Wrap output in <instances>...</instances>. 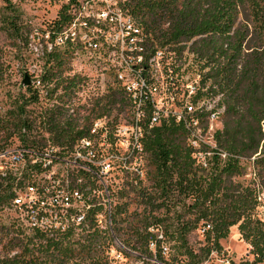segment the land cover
<instances>
[{
    "label": "trees",
    "instance_id": "trees-1",
    "mask_svg": "<svg viewBox=\"0 0 264 264\" xmlns=\"http://www.w3.org/2000/svg\"><path fill=\"white\" fill-rule=\"evenodd\" d=\"M119 6L147 36L152 49L166 47L179 58L184 52L190 55L200 75L203 93L199 97L217 98L221 127L213 135L215 147L207 166L195 163L183 125L172 121L152 128L144 125L141 143L151 165L150 191L139 186L136 201L115 203L105 228L99 227L96 218L102 207L91 201L78 225L66 223L64 216L60 218L66 224L63 229L18 232L20 237H10L16 252L0 259V264H111L108 252L115 239L126 248L117 249L121 254L134 252L163 263L158 233L179 242L170 264H202L211 252L221 250L219 241L234 226L253 257L252 262L240 264L264 263V0H119ZM66 10L67 5L61 7L52 28L58 30L67 21ZM64 48L75 55L76 45ZM55 49L47 55V63L54 61L55 67H61L64 58ZM107 72L108 65H101L100 73ZM55 75L49 66L41 82L48 84ZM25 91L31 95L30 102H37V89L28 85ZM104 98L101 106L96 103L95 118L116 103L129 107L118 87ZM69 109L43 112L38 125L48 137L39 139L41 147L49 143L67 154L76 140L86 136L87 120L67 117ZM5 114L8 117L0 116V151L15 133L30 136L34 131L33 121L25 116V104L17 103ZM198 126L205 131V123ZM20 139L24 147L36 146L35 140L27 144L28 140ZM75 177L84 173L78 172L73 183ZM21 183L9 171L0 176V204L10 202ZM77 187L83 189L85 184ZM135 187L131 184L129 190ZM130 202L142 206L141 213H127ZM198 229L205 244L196 252L187 238ZM150 242L156 243L154 255Z\"/></svg>",
    "mask_w": 264,
    "mask_h": 264
},
{
    "label": "built area",
    "instance_id": "built-area-1",
    "mask_svg": "<svg viewBox=\"0 0 264 264\" xmlns=\"http://www.w3.org/2000/svg\"><path fill=\"white\" fill-rule=\"evenodd\" d=\"M66 15L67 21L60 29L37 31L29 47L36 57H42L50 54L56 44H64V47L75 44V55H83L85 61L96 65L99 72L101 65H108V75L109 70L121 71L120 86L116 87L121 89V84H128L129 97L126 99L132 117L131 122L114 128L101 124V117L96 118L92 131L94 141L85 142L82 137L67 154L50 145L22 146L0 153V160H5V165L13 167L28 162V167L39 172H48L53 162L70 155L75 173H84L87 177H75L73 183L75 174L66 179L65 186L38 189L37 185L29 183L24 194L15 191L12 206L20 211L29 229L46 230L52 226L63 229L66 224L61 223L60 218L64 216L68 217L66 223L69 224L78 225L84 220L89 203L92 201L94 206L97 197L98 187L93 182L97 178L92 166L95 162L102 168L115 166L118 170L138 174V156L144 153L139 147L144 125L152 128L169 121L183 125L195 163L203 168L207 166L210 150L215 147L213 135L221 127L217 98L199 97L203 90L199 87L198 75L184 77L181 67L184 55L179 58L166 47L152 49L147 36L135 31V21L120 8L119 0H76L73 3L68 0ZM34 84L37 92L44 85L41 79H35ZM196 122L205 123V131H197ZM119 145L124 146L122 152ZM101 155H108V162H101ZM220 156L224 158L225 154ZM6 173L7 169L1 171V176ZM133 174L135 185H130L137 186L140 181L138 175ZM82 184H85L83 189L77 187ZM75 202H81V210L71 208ZM107 205L109 219L110 202ZM156 239L160 241L161 255L169 254L161 233ZM155 244L150 242L149 247L155 250Z\"/></svg>",
    "mask_w": 264,
    "mask_h": 264
},
{
    "label": "rangeland",
    "instance_id": "rangeland-1",
    "mask_svg": "<svg viewBox=\"0 0 264 264\" xmlns=\"http://www.w3.org/2000/svg\"><path fill=\"white\" fill-rule=\"evenodd\" d=\"M67 2L68 0H0V69L2 72V79L0 81V116L3 118L8 117L5 113L13 109L17 103L25 104V116L32 120L34 124V131L30 132V136L29 133L22 134L24 131H21V135L19 136L15 133L11 138L3 142L4 147L0 153L22 147L23 141L20 137L28 140L27 144L30 140H35L37 142L35 147L40 148V144L43 142L38 143L39 139L41 137H48V134L43 132L38 125V121L46 109L51 108L54 111H58L61 107L63 109L66 107L75 109L74 119L84 117V121L85 119L87 120L85 123L88 127L92 120L96 119V115H98L97 107L105 103L104 96L107 95L110 89H115L116 87L112 76L101 74L97 66L86 62L85 57L81 54L74 55L72 50L58 47L54 52L64 58L65 64L61 67H55L54 61L47 63V55L36 57L29 47V43L32 42V37L35 36L37 31L53 27L55 21L58 20L57 16L61 7L67 5ZM64 52H67V54L64 55ZM183 55L181 67L184 77L191 78L198 75L200 81L198 68L196 65H192L191 56L187 55L186 52ZM49 66L56 73L55 77L48 84H44L43 88L38 89L37 102H30L29 97L31 95L25 91V86L22 83L24 77L27 76L29 85L35 88L34 80L41 79ZM55 85L57 86L56 90L52 92ZM66 86L69 88L63 89ZM199 87L201 86L199 85ZM96 103L98 104L97 107ZM65 115L67 114L65 113ZM131 117V111L128 106L121 107L116 103L107 110L100 121L101 124L106 125L108 128H114L115 126L131 122ZM48 145L49 143H46L45 146L47 147ZM122 148L124 149V146L119 145L121 152ZM138 158V174L135 171L127 173L122 169L118 170L115 166L110 169L102 168L98 166V162L92 164L97 178L93 182L95 187H98L95 205L102 207L96 216L100 228H105L109 224L107 217V211L109 210L108 202H110L112 210L115 203L128 200L136 201V195L140 191L138 189L139 186V188L146 191L151 190L152 182L149 179L151 165L147 155L142 154ZM4 163L5 160H0V165H3V171L7 169L12 175L16 176L17 181H22L21 186L16 189V193L21 194H24L26 186L29 183H34L38 186V189L41 187L46 189L47 186H65L66 179L76 174L73 165L70 163V155L64 158L61 157L59 161L53 162L48 172L31 170L28 167L30 165L28 162L13 167L7 164L4 165ZM133 172L138 175L137 179L140 183L133 190H129L130 183H132V179L135 177ZM24 175H26V179ZM132 184L135 185V181ZM121 194L123 197L119 198ZM106 195L108 199L105 198ZM72 207L81 210L82 204L81 202H75L72 204ZM142 208L137 203L130 202L127 213H141ZM258 214L260 217H263L261 208H259ZM21 231L29 233V228L26 226L20 211L12 206L11 201L0 204V259L7 255H13L16 252L17 249L14 248L13 242H10V237L16 235L20 237L18 232ZM187 240L188 246L196 252L205 244L202 230L200 229L190 233ZM219 244L221 250L219 252H211L204 258L205 260L202 264H240L242 262H252L253 257L249 254L250 247L240 238L236 226L230 228L228 236L220 240ZM164 245L169 249V254L162 255L163 263L170 264L171 258L178 254L179 242L176 239L167 238L164 239ZM118 248L126 249L118 239H115L108 252L111 264L162 263L156 261L154 258H140L139 254L134 252H132V256L123 255L117 250ZM149 249L154 255L155 250H152L150 247ZM174 264H180V262H174Z\"/></svg>",
    "mask_w": 264,
    "mask_h": 264
},
{
    "label": "bare ground",
    "instance_id": "bare-ground-1",
    "mask_svg": "<svg viewBox=\"0 0 264 264\" xmlns=\"http://www.w3.org/2000/svg\"><path fill=\"white\" fill-rule=\"evenodd\" d=\"M135 31L139 32V30L135 27ZM69 45H75V44H69ZM61 46H64V44H56L55 47L52 48L55 49L57 47H61ZM51 50V51H52ZM101 74H108L107 73H101ZM110 76H112V80H113V83L114 85L116 86H120V80H121V71L117 70L115 71L114 73H109ZM107 76V75H106ZM105 77V76H104ZM108 80V79H107ZM121 90L123 91L125 97H129V89H128V84H121ZM95 99V98H94ZM128 103H129V100H127ZM78 106V105H77ZM129 108H130V103H129ZM79 109V108H78ZM75 110V109H74ZM74 110L72 108H70L68 111H66V116L69 117V118H74ZM126 111V110H125ZM88 112V111H87ZM77 113V112H75ZM84 113V112H83ZM123 114V112H122ZM127 114V113H126ZM76 115V114H75ZM88 115H89V112H88ZM79 116V115H78ZM81 116V115H80ZM77 119V118H76ZM80 122H83L84 121V117H81L80 119H78ZM91 120V119H90ZM89 120V121H90ZM83 124V123H82ZM196 130L197 131H200L199 130V126H198V122H196ZM92 131H93V120L91 122L90 125H88L87 127V134H85L86 136H83L85 137V142H92L94 141V134H92ZM139 147L142 148V152L143 151V146H142V143H141V140H139ZM145 154V153H143ZM192 157L194 158V154H192ZM146 159V158H145ZM101 162H108V155H101ZM147 163V162H145ZM5 165V164H4ZM0 170L3 171V165H0ZM5 171V170H4Z\"/></svg>",
    "mask_w": 264,
    "mask_h": 264
},
{
    "label": "water",
    "instance_id": "water-1",
    "mask_svg": "<svg viewBox=\"0 0 264 264\" xmlns=\"http://www.w3.org/2000/svg\"><path fill=\"white\" fill-rule=\"evenodd\" d=\"M24 86H28L29 85V79L27 76L24 77L23 81H22Z\"/></svg>",
    "mask_w": 264,
    "mask_h": 264
}]
</instances>
